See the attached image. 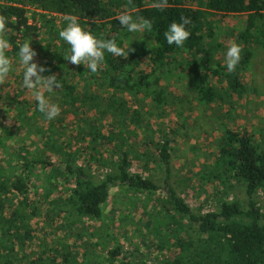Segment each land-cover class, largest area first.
I'll return each mask as SVG.
<instances>
[{"label": "trees", "instance_id": "16d2710c", "mask_svg": "<svg viewBox=\"0 0 264 264\" xmlns=\"http://www.w3.org/2000/svg\"><path fill=\"white\" fill-rule=\"evenodd\" d=\"M31 9L34 10L31 14L33 21L29 19ZM125 12L134 18L151 21L152 33L146 32L148 39L142 36L141 44H134L130 39L133 33H128L120 26L117 17ZM218 13L244 16V31L240 34V41L243 42L240 62L234 71H222L228 80L229 89L238 92L244 86L240 74L251 60V47L260 41L264 44V29L258 24L264 16V0H0V16L8 20L6 36L13 51H19L17 41L23 43L29 32L41 35L46 31L40 47L49 57L46 72L62 80V86L54 90L53 95L46 91L45 94L52 101L58 99L61 106L69 98H75L80 87H99L102 80L116 90H130L135 94L143 92L145 96L151 95L154 100L163 101V92L158 89V71L165 69L169 72L174 67L187 74L201 102L210 104L225 101L226 97L214 80L220 73V69L214 66L217 63L214 56L219 42L216 22L210 18ZM56 14L76 17L80 25L93 35L114 39L124 54L114 56L105 53L101 70L95 74L86 72L84 65L69 63L62 56L69 50V45L58 35L59 30L66 26V20L62 19L60 28L61 18ZM181 17L190 20L186 26L190 35L183 47L169 45L164 33L171 23L181 22ZM143 63L151 66L149 70L140 68ZM121 108L124 109L123 104ZM26 111H20V120H25V125L33 130L34 120L41 113L36 110L26 120ZM35 125L39 139L34 142V148L23 145L17 147L13 151L15 156L7 161L18 169L12 171L11 167L12 170L7 171L0 165V264H94L87 248L82 254L83 248L69 244H63L64 248L61 249L56 248L48 261L39 259L40 255L29 260L26 250L36 237L29 227H24L25 231L21 233L22 226H26L27 216L17 209L13 210V191L23 197L19 203L23 206L24 202L30 201V182L47 179V187L42 189L44 197L40 198L41 201H33L35 206L30 205L32 212L37 215L36 206L49 201L50 193L63 180L70 184L68 189L71 191L64 203L76 213V221H80L83 217H102L104 204L115 182L139 191L162 189L153 180L129 171L131 162L128 151L123 152L119 170L114 174L108 173L99 183L94 182L85 167L75 163V153L67 152L71 147L69 140L62 135L57 136L54 127L47 130L43 125ZM88 133L87 137L91 138L93 147L98 150V140L103 139L100 130L92 126ZM80 135L84 139V134ZM1 142L4 143V139ZM160 154L166 165L164 183L168 186L161 206L170 204L165 212L171 213L170 210H173L178 215H171L173 219L166 222L165 229H162L166 244L158 245V248L171 252L169 246H173L176 249L173 257L158 260L135 251L125 252L117 246L109 251L104 260L95 264H264V213L255 200L257 191L264 187V152L255 143L253 135L246 129L241 132L227 129L216 156V170L212 173L214 178L226 174L243 183L248 198L246 206L238 201H225L218 211L197 213L170 183L171 155L167 136L160 145ZM41 184L44 186V181ZM37 190L33 197L38 196ZM7 214L14 219L13 223L9 221V225L6 224L9 219H6ZM175 216H179V219L175 220ZM18 221L21 225L17 224ZM185 221L196 225V230L193 232L185 228ZM190 232L196 236H187ZM58 257H61L60 262Z\"/></svg>", "mask_w": 264, "mask_h": 264}, {"label": "rangeland", "instance_id": "374dc122", "mask_svg": "<svg viewBox=\"0 0 264 264\" xmlns=\"http://www.w3.org/2000/svg\"><path fill=\"white\" fill-rule=\"evenodd\" d=\"M32 11L29 13L30 21H33ZM56 15L61 18L58 25L61 28V22L67 16ZM210 19L216 22L219 42L214 56L217 63L214 66L220 69V73L214 80L226 97L225 101L210 104L201 102L187 74L176 67L169 72L165 69L158 71V89L163 92V101L154 100L151 95L145 96L143 92L135 94L130 90H116L105 84V80L101 81L99 87H80L75 98H69L62 106L58 99L52 101L47 97L51 104L59 107V115L49 121L38 114L34 123L39 127L43 125L47 130L54 127L57 136L62 135L69 140L71 147L67 152L75 153V163L85 167L94 182L99 183L108 173L114 174L119 170L123 152L128 151L131 162L129 171L153 180L162 190L139 191L115 182L104 204L102 217H83L76 221L78 216L64 203L71 191L68 189L70 184L63 180L58 183V188L52 190L49 201L36 206L38 214L35 215L30 205L44 197L42 189L47 187V179L32 180L28 197L30 201L20 206L23 197L17 196V191H13L15 196L11 195L14 198L13 210L17 209L27 216L26 226H22L21 233L25 231L24 227H29L36 237L32 246L30 244L26 250L29 260L40 255L39 259L48 261L56 248H64L63 244L83 248L82 254L84 248H87L90 251L88 256L94 264L104 260L109 251L117 246L125 252L135 251L158 260L173 257L176 250L173 246H169L171 252L158 248V245L166 244L162 232L166 222L173 219L171 215H178L173 210H170L171 213L165 212L170 204L161 206L168 187L164 183L166 165L160 154V145L166 136L170 141V183L194 211L199 214L218 211L225 201H238L244 206L248 204L243 183L226 174L214 178L212 173L216 170V156L227 129L237 132L248 130L264 152V44L260 41L251 47V60L240 74L244 86L240 91L232 92L222 72L227 71L224 54L231 43L243 49L240 34L244 31V16L218 13ZM258 22L264 29V16ZM45 35L46 31L41 35L31 31L25 38L31 40V46L36 52L33 62L46 68L49 57L40 48ZM144 35L148 39V34ZM144 35L133 34L130 39L134 44H141ZM7 55L14 70L0 81V165L4 170L11 171L12 167L14 171L18 168L7 162L11 156H15L13 151L22 145L33 149L39 134L35 124L31 128L33 130H30L25 120H20L21 110L27 109L26 120L31 114L34 115L37 102L33 90L23 87V69L19 65L18 51L9 47ZM150 67L143 63L140 68L149 70ZM42 75L47 77L53 74L45 71ZM122 104L124 109L121 108ZM91 125L98 128L103 136V139L98 140V150L93 147L91 138L87 137ZM3 139L4 143L1 142ZM36 189L39 190V197H33ZM255 200L264 213V187L257 191ZM178 217L175 216V220ZM6 219L7 225L9 221H14L9 214ZM186 221L185 228L194 232L196 225ZM17 224L21 225V222ZM191 232L187 236L195 237L196 234ZM58 258L60 262L61 257Z\"/></svg>", "mask_w": 264, "mask_h": 264}, {"label": "clouds", "instance_id": "9594fccd", "mask_svg": "<svg viewBox=\"0 0 264 264\" xmlns=\"http://www.w3.org/2000/svg\"><path fill=\"white\" fill-rule=\"evenodd\" d=\"M120 26L127 30L128 33H152L153 25L150 20L141 17H133L128 13L118 15ZM66 26L59 30V38L69 45V50L62 56L71 64L84 65L86 72L92 74L101 70L105 60V53L114 56L123 55V50L117 46L114 39H104L93 35L85 30L76 17H65ZM8 20L0 16V81L7 78L13 66L10 57L7 55V49L10 47L9 40L6 36ZM190 20L181 17V22H173L168 26L164 33V38L169 45L175 44L177 47H183L188 39L190 32L187 25ZM135 39V38H134ZM154 41V40H153ZM152 41V42H153ZM19 48L18 61L22 67V84L28 90H33L35 100L37 102V111L41 113L47 120L51 121L59 115V107L51 104L45 95V91L49 94L59 89L61 81L55 75L43 76L47 69L33 62L36 52L31 46L30 39H24L21 43L17 41ZM130 51V50H129ZM242 49L240 45L231 43L225 51V64L228 72L236 69L241 59Z\"/></svg>", "mask_w": 264, "mask_h": 264}]
</instances>
